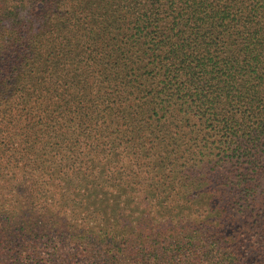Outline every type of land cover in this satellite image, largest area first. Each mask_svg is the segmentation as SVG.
Listing matches in <instances>:
<instances>
[{
    "label": "trees",
    "instance_id": "1",
    "mask_svg": "<svg viewBox=\"0 0 264 264\" xmlns=\"http://www.w3.org/2000/svg\"><path fill=\"white\" fill-rule=\"evenodd\" d=\"M166 94L180 104L170 113L180 115L175 125L180 139L197 137V127L205 126L206 136L218 132V144L249 164L250 179L238 185L255 201L252 182L264 176V0H0V235H7L12 212L22 217L21 230L31 228L34 204L21 199L12 204L30 185L27 163L53 175L51 166L58 165V175L70 177L72 187L83 184L91 198L121 191L113 170L101 172L90 140L124 126L139 138L150 137L152 146L170 130L161 125L169 110ZM139 115L146 119L140 125ZM86 122L91 127L80 133ZM208 141L203 136L199 153L186 159L180 143L170 153L191 166L203 162ZM167 156L160 154V166L152 165L155 173L172 170ZM16 175L24 188L11 191ZM69 190L52 194L66 196ZM171 190L181 199L192 186L175 177ZM207 190H194L188 206L204 200ZM195 208L178 218V233L213 212ZM118 210L91 213L104 227L100 242L121 250L157 227L149 222L144 229L132 222L121 227ZM46 214L59 218L56 211ZM221 215L205 220L203 235L219 233ZM260 219L264 236V210Z\"/></svg>",
    "mask_w": 264,
    "mask_h": 264
},
{
    "label": "rangeland",
    "instance_id": "2",
    "mask_svg": "<svg viewBox=\"0 0 264 264\" xmlns=\"http://www.w3.org/2000/svg\"><path fill=\"white\" fill-rule=\"evenodd\" d=\"M167 94L163 98L169 110L162 117L161 125L170 127V130L169 133L164 132L165 136L159 135L162 138L152 146L148 142L150 137L142 134L139 138L140 133L131 132L124 126L118 133H102L90 140L101 172L108 174L113 170L114 177L122 185L121 191L115 190L110 196L100 199L91 198L85 194L83 184L72 187L68 184L70 177L58 175L60 167L55 164L51 166L55 168L54 176L46 169L38 172L34 165L27 163L32 178L26 190L21 187L22 181L16 182L18 175L10 178L12 181L8 186L11 191L20 188L25 192L12 204H18L20 199L34 204L37 214L33 215L29 230H21L22 217L18 213L10 214L13 220L7 224V235H0V264H264V236L260 225L264 210V176H256L252 182L257 193V199L253 201V196L238 185L241 179H250L249 164L243 158L238 161L231 156L228 148L218 144V132L211 131V136H206L209 129L205 126L197 127V137L180 139L179 130L175 128L180 122V115H176V119L170 116V113L175 115L180 104L175 96ZM136 121L140 125L146 119L139 115ZM90 127V122H86L79 132ZM203 136L209 140V148L200 154L203 162L197 161L190 166L189 162L183 165V159L172 158L174 154L170 153V149L173 144H181L182 150L186 151V159L203 146ZM102 141L105 143L101 145ZM164 152L168 153V160L173 163L169 165L172 170L155 173L152 165L160 166L158 161ZM74 153H71L70 160ZM129 171L130 175L127 174ZM42 172L46 176L41 177ZM175 177L187 180L192 186V190L181 199H177L171 190ZM66 186L71 188L66 196L52 194V191L58 192ZM206 188H209L205 192L206 198L198 199V203H191L192 207H189L186 202L192 198L193 191L197 189L198 193H204ZM194 207L197 211L213 212L202 213L203 217L198 219L197 224L188 225L190 236L186 235L189 232L178 233L181 226L178 218L186 219V214L190 215ZM224 207L226 210H223ZM97 208L101 211L105 208L119 209L117 219L121 227L131 222L141 229L149 223L157 227L152 232H146L148 236L146 239L143 237V241L133 238L127 246L118 250L98 240L104 227L101 223L98 225L91 215L95 216ZM51 211H56L59 218L46 214ZM219 211L222 215L217 218L216 224L221 226V230L216 236L203 235L205 220L210 216L214 218ZM126 233L132 234L129 230ZM150 251L153 254L151 258Z\"/></svg>",
    "mask_w": 264,
    "mask_h": 264
}]
</instances>
